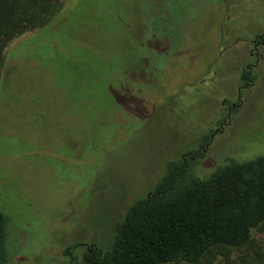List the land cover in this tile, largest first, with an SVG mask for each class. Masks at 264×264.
I'll list each match as a JSON object with an SVG mask.
<instances>
[{"label":"rangeland","instance_id":"374dc122","mask_svg":"<svg viewBox=\"0 0 264 264\" xmlns=\"http://www.w3.org/2000/svg\"><path fill=\"white\" fill-rule=\"evenodd\" d=\"M175 1L173 24L186 28L175 49L153 33L164 0H64L47 28L5 49L0 211L9 264H74L87 246L111 250L129 207L170 161L209 139L223 102H238L251 41L264 33V0ZM136 38L151 50L133 47ZM260 52L256 82L196 167L201 178L226 158L264 154ZM256 238L264 243V232Z\"/></svg>","mask_w":264,"mask_h":264},{"label":"trees","instance_id":"16d2710c","mask_svg":"<svg viewBox=\"0 0 264 264\" xmlns=\"http://www.w3.org/2000/svg\"><path fill=\"white\" fill-rule=\"evenodd\" d=\"M63 1L0 0V78L10 77L8 45L27 32L47 28L61 12ZM176 2L164 0L151 16L153 33L162 36L156 40L167 41L170 49L178 48L177 40L184 42L186 31L184 22L173 24L170 13L176 17ZM132 45L151 50L137 38ZM244 76L246 87L253 86L256 75ZM208 143L209 139L169 162L155 188L125 211L111 250L87 246L79 256L82 262L71 258L74 264H264V243L256 238L264 232V154L243 162L226 158L201 178L196 167L209 150ZM7 225L8 217L0 211V264H9L15 255L6 250Z\"/></svg>","mask_w":264,"mask_h":264},{"label":"flooded vegetation","instance_id":"af4514ba","mask_svg":"<svg viewBox=\"0 0 264 264\" xmlns=\"http://www.w3.org/2000/svg\"><path fill=\"white\" fill-rule=\"evenodd\" d=\"M263 47H264V33L256 34L253 40L251 41V47L249 49L250 50V53H249L250 61L245 65V67L242 70L243 72L241 73V76H240L243 86H241V89L239 90V97H238L239 103L235 102L231 104H225L223 102L222 105L224 106V111H226V114L224 112L222 119H221V123H219V125L215 129L210 130L211 133L209 135V143L207 144V149L209 148L211 144H213V142L216 139V136H219L225 133L226 128L232 122L231 115H232V112L235 111L236 107H241L243 105L244 100L242 99L241 92H242V89L246 87V83L243 80H248L247 78H245L246 76L244 75L254 74L255 67L259 64V62H261V59L263 58V55L260 52V50Z\"/></svg>","mask_w":264,"mask_h":264}]
</instances>
